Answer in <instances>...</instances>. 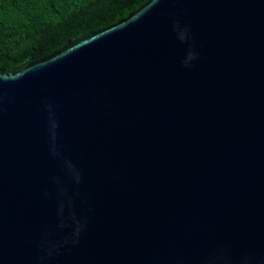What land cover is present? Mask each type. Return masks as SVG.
Segmentation results:
<instances>
[{"label": "water", "instance_id": "obj_1", "mask_svg": "<svg viewBox=\"0 0 264 264\" xmlns=\"http://www.w3.org/2000/svg\"><path fill=\"white\" fill-rule=\"evenodd\" d=\"M0 264H264V0H148L0 70Z\"/></svg>", "mask_w": 264, "mask_h": 264}, {"label": "trees", "instance_id": "obj_2", "mask_svg": "<svg viewBox=\"0 0 264 264\" xmlns=\"http://www.w3.org/2000/svg\"><path fill=\"white\" fill-rule=\"evenodd\" d=\"M148 0H0V70L12 72L127 17Z\"/></svg>", "mask_w": 264, "mask_h": 264}, {"label": "clouds", "instance_id": "obj_3", "mask_svg": "<svg viewBox=\"0 0 264 264\" xmlns=\"http://www.w3.org/2000/svg\"><path fill=\"white\" fill-rule=\"evenodd\" d=\"M175 29L179 31L181 39H185L187 36L189 29L187 27L181 28L179 21H175ZM198 56L197 53L189 52L185 60L183 61L185 67H190V61L196 59Z\"/></svg>", "mask_w": 264, "mask_h": 264}]
</instances>
